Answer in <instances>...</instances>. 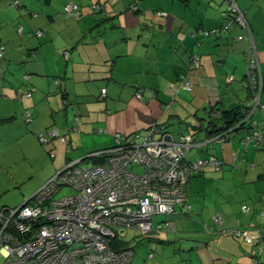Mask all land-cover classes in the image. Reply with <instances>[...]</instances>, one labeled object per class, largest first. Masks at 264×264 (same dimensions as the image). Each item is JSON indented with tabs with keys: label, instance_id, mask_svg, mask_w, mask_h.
I'll return each instance as SVG.
<instances>
[{
	"label": "crops",
	"instance_id": "crops-1",
	"mask_svg": "<svg viewBox=\"0 0 264 264\" xmlns=\"http://www.w3.org/2000/svg\"><path fill=\"white\" fill-rule=\"evenodd\" d=\"M71 2L80 18L63 16ZM236 3L254 35L257 78L248 75V30L238 23L224 29L227 0H0V210L21 207L69 161L83 160L85 137L95 136L96 151L104 150L117 134L128 140L152 123L168 130L186 120L204 131L194 136L199 145L189 160L213 157L223 167L190 179L191 210L178 207L154 226L176 225L168 232L178 234L165 241L173 248L168 264H264L260 244L245 240L264 236V139L248 140L264 136V0ZM214 30L220 35H205ZM237 108L248 115L244 126L212 141L210 116ZM54 130L67 140H41ZM25 169L47 172L30 185ZM194 183L203 201L188 194ZM193 210L202 220L194 230Z\"/></svg>",
	"mask_w": 264,
	"mask_h": 264
},
{
	"label": "built area",
	"instance_id": "built-area-1",
	"mask_svg": "<svg viewBox=\"0 0 264 264\" xmlns=\"http://www.w3.org/2000/svg\"><path fill=\"white\" fill-rule=\"evenodd\" d=\"M227 3L234 17L228 19L224 29L236 21L249 31L253 50L248 58V75L257 78L260 67L252 29L236 0ZM94 8L99 10L100 6ZM64 13L79 17V5L68 3ZM205 35H220V30ZM3 56L4 47H0V59ZM199 58L194 55V66ZM184 86L192 90L189 81L184 80ZM106 93L107 89H102V95ZM31 95L32 92L27 94ZM254 136L248 140L260 139L258 133ZM53 137L61 136L56 130L46 138L40 135L44 142ZM223 139L219 135L212 141ZM198 145L191 136H176L158 123H152L144 134L134 133L129 140L115 135L112 147L91 154L99 159L98 163L82 166L83 160L71 162L24 205L0 210L1 264H133L135 252L117 247L116 230L150 232L155 216L178 213V207L180 213L187 212L191 209L187 195L190 179L208 167L222 169L223 163L217 158L189 160L190 151ZM239 160L235 155L234 161ZM65 188L73 193L57 200ZM243 211L248 212L249 208L243 207ZM213 218L216 224H222L221 216ZM168 228L174 230L175 225ZM157 229L162 230L163 226L158 225ZM235 235L242 233L237 231ZM263 238L246 236L245 240L260 243ZM258 249L261 253L264 246L259 245Z\"/></svg>",
	"mask_w": 264,
	"mask_h": 264
},
{
	"label": "rangeland",
	"instance_id": "rangeland-1",
	"mask_svg": "<svg viewBox=\"0 0 264 264\" xmlns=\"http://www.w3.org/2000/svg\"><path fill=\"white\" fill-rule=\"evenodd\" d=\"M182 112L187 114L186 110H181ZM171 124L168 125V130L172 131L176 136H179V133H184L185 135H188L189 137L193 136H199L201 133H204V131L201 129L197 130L192 125H189L186 120L184 121H173ZM197 127L200 128V125ZM93 133V132H92ZM95 139V136H88L87 138H84V142L81 144L82 150L85 155L82 162V166H90L94 163H98L99 159L90 157L91 154L99 152L101 150H97V147L94 145L93 141ZM59 140V139H58ZM110 140V139H109ZM96 142H98L96 140ZM104 142V141H103ZM110 141H107L109 143ZM99 143V142H98ZM44 146V145H43ZM217 147V144L214 146ZM90 157V158H89ZM29 172L28 176V184L32 185L37 181V177L41 175H45L47 172V169H36L38 170L37 174L33 173V170L35 169H25ZM139 171V169H138ZM34 174V175H33ZM196 182V180H195ZM193 187V188H191ZM200 189V190H199ZM73 190L70 188H65L62 190L56 197L57 200L61 199L62 197L72 194ZM188 194L191 196V199H194L196 197L197 201L200 199V201H203V198L205 195L203 194V190L201 188L196 189L195 183L193 186H188ZM195 202L194 210L197 209V207H200L201 205L198 202ZM191 211L188 215H196L197 213L195 211ZM190 211V210H189ZM190 217V220L193 221L194 225L191 227L193 228L198 227V224H202V220H199L197 216ZM167 215H158L154 217V226L157 225V223L161 220H163ZM168 219V218H167ZM178 229L183 228L182 222H176ZM176 226V225H175ZM176 229V227H175ZM174 229V230H175ZM171 230V231H174ZM116 233L118 235V241L123 245L134 248L135 256H134V264H168V252L173 251V248L171 246L168 247V243H162L160 241H166L168 242V236L169 238H172L173 235L176 236L178 233H172L168 232V225L166 223H163V229L159 232H149V233H143L140 231L132 230V229H117ZM121 245V246H122ZM150 253L155 255V258H149ZM2 261V255L0 254V264Z\"/></svg>",
	"mask_w": 264,
	"mask_h": 264
},
{
	"label": "trees",
	"instance_id": "trees-1",
	"mask_svg": "<svg viewBox=\"0 0 264 264\" xmlns=\"http://www.w3.org/2000/svg\"><path fill=\"white\" fill-rule=\"evenodd\" d=\"M79 8H80V6H79ZM229 13H230V15H229V17H228V19L229 18H233L234 17V15L233 14H231V12H230V9H229ZM63 16L64 17H69V18H71L72 16H67L65 13H63ZM72 18H80V16L79 17H72ZM228 21V20H227ZM234 23H238V22H234ZM239 24V23H238ZM227 25V22L224 24V27ZM252 29V28H251ZM42 32V31H41ZM206 32H208V31H206ZM205 32V33H206ZM249 32V31H248ZM37 35H38V33H37ZM43 35V34H42ZM40 36V35H39ZM243 37V36H242ZM64 57L66 58V59H68V60H70V57H71V53H70V51H68V50H66V51H64ZM247 114L246 113H244V111H243V109H240V108H237V109H232V110H225V109H223V110H221L220 111V113H219V116H217V117H212V116H210V118L208 119V121H207V123L209 124L208 125V128L210 127L211 129H212V134H213V137H215V136H219V135H222L223 137H224V139L223 140H218V141H216V142H221V141H225L226 139H228V138H230V135L232 134V132L231 133H228L229 132V130L230 129H233L234 131H236V130H238L240 127H243L244 126V122H246V118H247ZM207 120V119H206ZM249 122V121H248ZM201 127H203V125L201 126ZM200 127V128H201ZM199 128V129H200ZM238 128V129H237ZM258 135L260 136V138H262V139H264V136L263 135H261L260 133H258ZM132 137V136H131ZM131 137H130V139H131ZM251 137H255L254 135H252ZM123 140H125V139H123ZM129 140V139H128ZM114 145V144H113ZM110 148V147H109ZM108 149V148H107ZM84 160V159H83ZM72 161H69L67 164H66V166L67 165H69L70 163H71ZM223 167V166H222ZM208 168H213V167H208ZM208 168H206V169H208ZM206 169H204L202 172H204ZM214 169H216V168H214ZM200 174V173H199ZM198 174V175H199ZM198 175H196V176H198ZM196 176H194V177H196ZM193 178V177H192ZM191 178V179H192ZM189 198V197H188ZM189 202V204H190V201H188ZM191 210V209H190ZM189 211V210H188ZM188 211L187 212H185V213H188ZM171 214H174V213H171ZM171 214H166V215H171ZM168 225V227H169V225H173V223H168L167 224ZM156 231H160V230H158L157 228H154L153 229V231L152 232H156ZM151 232V231H150ZM145 233H149V232H145ZM224 234H227V233H224ZM160 242H163V243H165V241H160ZM260 245H262L261 243H259ZM116 245H117V247L118 248H129V247H127V246H125V244L123 243V245L121 244V243H119V241H117V243H116ZM122 245V246H121ZM132 250H134V248H131ZM135 252V251H134ZM149 258H151V257H149ZM154 258V257H153ZM133 264H134V259H133Z\"/></svg>",
	"mask_w": 264,
	"mask_h": 264
},
{
	"label": "water",
	"instance_id": "water-1",
	"mask_svg": "<svg viewBox=\"0 0 264 264\" xmlns=\"http://www.w3.org/2000/svg\"><path fill=\"white\" fill-rule=\"evenodd\" d=\"M238 129V128H237Z\"/></svg>",
	"mask_w": 264,
	"mask_h": 264
}]
</instances>
